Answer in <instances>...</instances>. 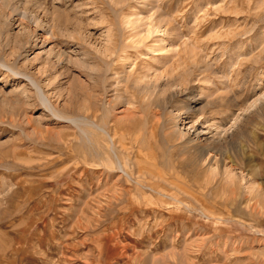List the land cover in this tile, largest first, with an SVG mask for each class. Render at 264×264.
Instances as JSON below:
<instances>
[{
  "label": "rangeland",
  "instance_id": "1",
  "mask_svg": "<svg viewBox=\"0 0 264 264\" xmlns=\"http://www.w3.org/2000/svg\"><path fill=\"white\" fill-rule=\"evenodd\" d=\"M52 1L0 0V264H264V0Z\"/></svg>",
  "mask_w": 264,
  "mask_h": 264
},
{
  "label": "bare ground",
  "instance_id": "2",
  "mask_svg": "<svg viewBox=\"0 0 264 264\" xmlns=\"http://www.w3.org/2000/svg\"><path fill=\"white\" fill-rule=\"evenodd\" d=\"M61 3V1L60 0H54V1H52V3H51V5L53 6V5H56V4H60ZM6 24V23H5ZM172 82V81H171ZM175 82V81H174ZM178 84H179V81L177 82ZM177 84V85H178ZM157 88V87H156ZM143 91V90H142ZM150 92V91H149ZM143 94V93H142ZM235 122V121H234ZM229 130V129H228ZM224 131V130H223ZM214 135V134H213ZM180 136H181V134H180ZM183 138V137H182ZM214 138V137H213ZM216 142H218L217 140H215ZM214 141V142H215ZM220 141V140H219ZM216 145V144H215ZM217 146V145H216ZM208 153V152H207Z\"/></svg>",
  "mask_w": 264,
  "mask_h": 264
}]
</instances>
